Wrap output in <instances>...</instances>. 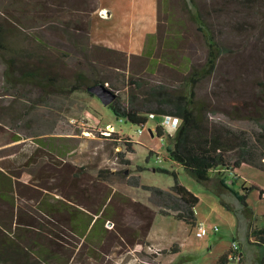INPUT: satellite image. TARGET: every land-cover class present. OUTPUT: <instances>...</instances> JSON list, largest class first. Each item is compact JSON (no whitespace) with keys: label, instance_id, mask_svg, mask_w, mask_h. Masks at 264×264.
Returning <instances> with one entry per match:
<instances>
[{"label":"rangeland","instance_id":"1","mask_svg":"<svg viewBox=\"0 0 264 264\" xmlns=\"http://www.w3.org/2000/svg\"><path fill=\"white\" fill-rule=\"evenodd\" d=\"M97 2L0 0V23L12 30L4 35L10 53L30 67L37 66L43 57L41 61L59 75V84L74 83L78 73L107 81L104 84L120 94L126 104L136 91L132 80L146 85L141 92L148 87L145 83L175 86L205 64L206 41L188 13L183 12L182 0H159L161 21L168 28L169 13L170 23L177 22L180 45L158 46L149 59L144 53H104L97 48L102 46L92 43L90 13ZM195 3L207 29L225 49L215 72L199 83L197 98L213 110L209 115L213 123L246 131L256 142L261 132L259 124L264 125V0L253 5L234 0ZM170 32L174 34V30ZM153 58L156 64L151 63ZM5 69L0 55V113L16 101L14 110L21 116L14 122L8 116H0V171L12 178L15 188V204L0 201V216L6 218L13 213L16 230L20 215L21 226L29 228L20 230L24 240L45 238L51 250L63 258L48 264H218L240 238L241 227H264L262 170L243 166L237 170L236 180L228 175L221 177L235 193H246L253 215L240 210L243 207L237 197L226 195L224 202L234 208L231 210L211 185L197 182L168 158L170 142L166 136L162 139L157 135L156 120L145 126L135 125L118 117L111 106H104L87 89L53 93L43 103L37 99L40 93H29L28 88L25 98L5 95ZM116 136L130 138L134 152H126L124 141L118 145ZM15 137L19 140L13 141ZM119 152L124 153L129 165L120 161ZM138 166L146 170L141 172ZM160 168L175 171L179 182L200 198L195 227L159 214L150 202V193L127 182L132 176H140L142 184L169 189L175 178L160 172ZM70 196L94 219L100 215L92 211L99 209L102 216L106 214L100 240L81 238L71 231L67 221L53 222L41 207L44 200L72 204L66 198ZM38 221L44 226L42 229L33 226ZM47 225L55 233L49 232ZM198 225L207 228V236L197 237ZM144 233L148 234L146 238ZM174 246L179 253L173 250ZM227 264L238 262L231 260Z\"/></svg>","mask_w":264,"mask_h":264},{"label":"trees","instance_id":"2","mask_svg":"<svg viewBox=\"0 0 264 264\" xmlns=\"http://www.w3.org/2000/svg\"><path fill=\"white\" fill-rule=\"evenodd\" d=\"M234 1L244 5H253L261 0ZM182 3L184 5L183 12L188 13L190 20L202 33L208 47V57L203 67L193 69L188 76L183 77L179 85L175 86L164 83L155 85L145 83L148 87L141 92L140 89L146 85L132 80L131 83L136 91L130 94L128 103L126 104L119 94L116 101L110 106L118 117L126 118L129 122L139 126H145L152 120L150 115H155L157 135L162 139L166 136L170 142L167 147L168 158L183 167L197 182L211 185L213 192L218 197H223L222 203L226 195H233L237 197L243 207L240 210L246 212L247 216L248 214L253 215L247 204L246 193H241V195L235 193L221 177L232 172L234 174L233 179L236 180L238 178L237 170L243 166L255 167L264 172V125L259 124L261 132H259L256 142H253L246 131H237L230 126L215 124L210 120L209 115L214 112L205 101L197 98V88L204 78L215 72L218 60L225 49L215 41L214 36L207 29L202 12H200L195 0H182ZM160 8L159 5L157 33L149 35L147 38V49L144 54L148 59L155 54L158 46L160 48H177L182 40L179 28L176 29L177 22L170 23L172 20L169 13H167L166 20L170 26L166 28L165 23H162ZM173 30L174 34H171L170 31ZM10 31H12L11 28H7L4 23H0V55L6 66L4 71V79L7 84L5 95H20L25 98L24 93L28 88L29 93L38 91L40 94L37 99L40 103H43L46 102L45 97L53 93H73L88 89L93 84L107 82L97 77L90 79L86 74L78 73L75 76L74 83L70 85L59 84V75L52 72L54 69L52 71V68L49 69L51 66L48 63L42 62L43 57L40 56L37 66L30 67L29 63L24 60L20 61L12 55L13 52L10 53L4 36ZM97 48L104 53L124 54L114 49ZM31 57L32 54H29L27 58L30 59ZM155 59L153 58L152 64L157 63ZM15 102L12 101L6 109H2L0 116H8L11 122L16 121L21 115L14 110ZM262 115L264 118V112ZM165 116L180 119V125L173 134H167L164 127L159 124ZM17 140H19V137H15L13 141ZM116 140L118 145L124 141L126 152H134L133 141L130 138L121 139L116 136ZM118 155L122 163L130 164L129 160H124L123 152H119ZM138 169L141 172L146 170L143 166H138ZM158 170L175 178V184L171 188L163 189L142 184L140 176H132L127 182L132 187L148 191L150 202L159 209V214L174 217L176 220L195 227L197 225L196 207L200 202V198L179 182L175 171L163 168ZM75 177L79 176L75 175ZM124 178L126 177L124 176ZM245 190L248 191L249 188H244ZM14 191L12 178L5 172L0 171V201L9 205L15 204ZM263 196L264 190L261 189L260 198L263 199ZM66 198L73 205L65 202L54 204L48 200L41 202V207L47 217L53 222L54 219L67 221L71 231L81 238L85 237L86 240L93 241L100 240L104 232L106 214L104 213V216H102V211L99 209L92 211L97 216L100 215L94 219L89 211L78 207L82 204H79L71 196ZM227 207L231 210L234 209L230 204H227ZM235 212L237 213V208H235ZM14 220L13 213L7 214L6 218L0 216V264H36L37 262L48 264L51 261L61 262L63 260L61 256L51 250L50 243L45 238L40 240L36 236L32 240H24L25 238L22 237L23 234L21 235L20 230L29 228L21 226L20 215H18L16 219L17 229L14 230ZM33 226L39 227V229L44 227L39 221ZM151 226L152 221H149L148 228L150 229ZM47 227H49L47 228L49 232L55 233L51 226L47 225ZM249 228H251L250 225ZM249 235L253 239L250 244L258 249L254 248L251 253L246 250V257L241 248L237 250L236 252L239 251L240 253V259L237 260L238 264H245L246 259L252 261L255 257L256 264H264V227L249 230ZM145 236H148V234L144 233ZM176 249L174 246L173 250L179 253L180 250L176 251ZM231 254H235L233 248L220 257L218 264H227L233 260Z\"/></svg>","mask_w":264,"mask_h":264},{"label":"crops","instance_id":"3","mask_svg":"<svg viewBox=\"0 0 264 264\" xmlns=\"http://www.w3.org/2000/svg\"><path fill=\"white\" fill-rule=\"evenodd\" d=\"M158 16L159 0H98L90 13L92 43L141 56L147 49L148 36L157 33ZM239 231L242 238L236 241L245 256L247 249L257 247L250 244L253 239L249 237L248 228L243 226ZM255 259H246L245 264H256Z\"/></svg>","mask_w":264,"mask_h":264},{"label":"built area","instance_id":"4","mask_svg":"<svg viewBox=\"0 0 264 264\" xmlns=\"http://www.w3.org/2000/svg\"><path fill=\"white\" fill-rule=\"evenodd\" d=\"M150 119L154 120L155 115H150ZM159 124L162 125L164 127V129L169 132V134H173L180 125V119L177 117L165 116L162 118V120L159 122ZM109 128L114 129L113 126H111V125H109ZM138 132H139V134H142L143 129H140ZM228 176L233 178L234 174L232 172H229ZM263 199H264V196H263ZM207 234H208V230L204 225H198L197 226V232H196L197 237L203 238V237L207 236ZM232 248L235 251V254H231V259L237 261L240 259V253H239V251L238 252H236V251L240 250V246L235 241V242H233Z\"/></svg>","mask_w":264,"mask_h":264},{"label":"water","instance_id":"5","mask_svg":"<svg viewBox=\"0 0 264 264\" xmlns=\"http://www.w3.org/2000/svg\"><path fill=\"white\" fill-rule=\"evenodd\" d=\"M87 91L97 97L104 106L112 105L118 98V94L104 83L93 84L88 87Z\"/></svg>","mask_w":264,"mask_h":264}]
</instances>
